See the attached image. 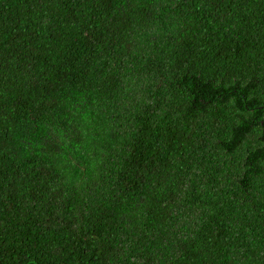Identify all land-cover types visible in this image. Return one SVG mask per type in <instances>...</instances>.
<instances>
[{"label":"trees","instance_id":"16d2710c","mask_svg":"<svg viewBox=\"0 0 264 264\" xmlns=\"http://www.w3.org/2000/svg\"><path fill=\"white\" fill-rule=\"evenodd\" d=\"M0 264H264V0H0Z\"/></svg>","mask_w":264,"mask_h":264}]
</instances>
